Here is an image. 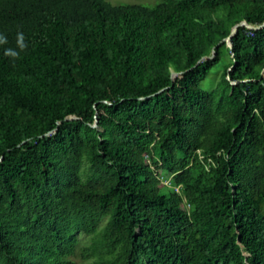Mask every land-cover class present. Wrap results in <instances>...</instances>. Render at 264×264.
Instances as JSON below:
<instances>
[{
    "label": "trees",
    "instance_id": "obj_1",
    "mask_svg": "<svg viewBox=\"0 0 264 264\" xmlns=\"http://www.w3.org/2000/svg\"><path fill=\"white\" fill-rule=\"evenodd\" d=\"M241 21L264 0H0V264H264V26L219 44Z\"/></svg>",
    "mask_w": 264,
    "mask_h": 264
},
{
    "label": "water",
    "instance_id": "obj_2",
    "mask_svg": "<svg viewBox=\"0 0 264 264\" xmlns=\"http://www.w3.org/2000/svg\"><path fill=\"white\" fill-rule=\"evenodd\" d=\"M242 26H245V27L250 28V29H259V28H262L264 26V23L262 25H254L252 23H249L248 21L238 22L237 24L233 25L230 35H228L222 41H220L219 44H221L222 42H225L228 47L233 48V45H234L233 44V37L237 34V32L239 31V29ZM216 55H217V49H216V47H214L213 50L211 51V54L203 56L200 60H198L197 63H195V65L192 66V68L197 66L198 64H200L202 61H208V60L214 59L216 57ZM181 73L182 72H179V71H172L171 80L169 82H165V83L161 84V86H159V88H156L155 90H150V91L146 92L145 94H140L137 96V98L144 101V100L150 99L151 97H153L155 95H159V94L164 93L165 91L169 90L174 85L173 80L177 76H179ZM236 83H237V81H232L233 85H235ZM105 103L112 104L111 101H105ZM76 118H79V116L71 114V115L66 116L63 120L65 121V120L76 119ZM97 121H98V117L96 115L93 118V120L89 123L92 124L93 126H97ZM45 134H48V132H45L42 135H45Z\"/></svg>",
    "mask_w": 264,
    "mask_h": 264
},
{
    "label": "rangeland",
    "instance_id": "obj_3",
    "mask_svg": "<svg viewBox=\"0 0 264 264\" xmlns=\"http://www.w3.org/2000/svg\"><path fill=\"white\" fill-rule=\"evenodd\" d=\"M113 4H121V5H130V4H137V5H145V6H153L160 2V0H109ZM229 60L228 55L224 52L222 59L211 69L209 75L202 81V87L207 90H213L214 87L217 85L219 79L222 75V70L224 64ZM166 183H170V179H165ZM82 240L87 239L86 234H81ZM87 243H81L79 251L75 258L79 261L80 264H88L90 260H86L82 257V250L81 248L85 246Z\"/></svg>",
    "mask_w": 264,
    "mask_h": 264
},
{
    "label": "clouds",
    "instance_id": "obj_4",
    "mask_svg": "<svg viewBox=\"0 0 264 264\" xmlns=\"http://www.w3.org/2000/svg\"><path fill=\"white\" fill-rule=\"evenodd\" d=\"M8 38L5 34L0 33V46L7 45ZM28 45L26 43L25 35L22 31H18L16 34V48L7 47L4 48L3 54L6 57L16 60L20 57V53L27 49ZM18 49V50H17Z\"/></svg>",
    "mask_w": 264,
    "mask_h": 264
}]
</instances>
